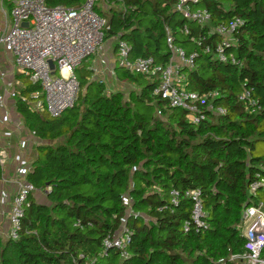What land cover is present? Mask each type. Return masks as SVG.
I'll list each match as a JSON object with an SVG mask.
<instances>
[{
  "label": "trees",
  "instance_id": "obj_1",
  "mask_svg": "<svg viewBox=\"0 0 264 264\" xmlns=\"http://www.w3.org/2000/svg\"><path fill=\"white\" fill-rule=\"evenodd\" d=\"M12 1L3 0L5 7ZM83 1L45 0L69 8ZM102 3L104 13L95 9L106 19L105 39L125 40L131 57L166 63V27L176 46L196 53L194 66L183 71L188 88L206 95L203 118L188 120L183 110L151 94L154 81L118 65L119 77L139 89L107 92L102 82L82 75L74 107L50 117L31 105L42 95L26 77L15 106L45 143L30 160L26 180L35 190L23 205L18 236L0 237V264H242L230 257L244 251L243 210L264 202V187L249 190L257 174L264 177V0H201L198 5L210 13L204 26L175 20V0ZM235 17L242 24L225 52L239 65L202 50L220 40L207 32ZM245 92L249 96L240 99ZM153 106L155 115L142 109ZM2 173L0 166V179ZM171 189L180 193L176 203ZM191 189L199 192L203 224L184 231L192 207L184 191ZM34 192L44 193L47 203ZM123 229L130 238L124 249L106 248L104 239Z\"/></svg>",
  "mask_w": 264,
  "mask_h": 264
},
{
  "label": "built area",
  "instance_id": "obj_2",
  "mask_svg": "<svg viewBox=\"0 0 264 264\" xmlns=\"http://www.w3.org/2000/svg\"><path fill=\"white\" fill-rule=\"evenodd\" d=\"M201 0H175V9L183 19L198 26L207 25L210 13L206 8L198 6ZM98 0H84L78 7L69 8L61 4L48 6L45 0H13L9 9L10 21L4 25L0 33V45L11 53L14 67L24 73L31 83L38 84L42 99L37 107L42 108L50 117H59L72 109L77 103L81 87L75 70L84 60L94 55L105 39L106 19L95 9ZM2 4V1H0ZM242 24L239 17L220 23L210 29L220 36L219 41L203 45V52L218 58L220 62L239 65L232 53L225 49L236 44L234 32ZM183 33H188L186 25ZM203 39V38H202ZM202 39L197 44L202 45ZM166 44L170 56L166 63H156L152 57H131L130 47L123 39H117L116 56L118 66L131 73L147 76L156 84L151 94L159 97L172 108L186 113L188 120L197 123L203 118L201 105L206 95L188 88V81L183 69L192 68L196 53L186 54L185 50L176 46L169 28L166 27ZM54 64V70L48 61ZM248 92L239 98H247ZM207 109L215 113H223L220 107ZM34 135L33 132H31ZM7 161L6 154L0 149V166L3 169ZM29 168H19L16 176V188L7 203L8 237L16 239L23 215V205L28 195L35 189L26 180ZM258 178L249 185L250 192L264 187V177ZM171 201L176 203L180 193L175 189L169 191ZM184 195L192 201L189 218L182 223L184 231L190 226L203 224L202 203L196 189L184 191ZM2 200L1 203H3ZM241 231L244 237L243 253L231 255L230 259L240 258L242 264H264V202L248 206L242 213ZM130 238L126 229L112 237L105 238L106 248L115 247L123 250ZM221 261V260H220ZM83 264H93L85 261Z\"/></svg>",
  "mask_w": 264,
  "mask_h": 264
},
{
  "label": "crops",
  "instance_id": "obj_3",
  "mask_svg": "<svg viewBox=\"0 0 264 264\" xmlns=\"http://www.w3.org/2000/svg\"><path fill=\"white\" fill-rule=\"evenodd\" d=\"M0 1H2L0 4L1 33V29L5 28L4 25L9 23L10 17L9 8L5 7L3 0ZM116 42V37L104 39L96 53L84 60L77 69L79 72L83 67L82 75L87 81L102 82L107 92L122 90V86L125 85V80L119 77L120 73L116 70L118 65ZM20 74L24 73L14 67L11 53L0 45V149L5 152L7 158L0 179V223L8 219L7 201L12 197L16 188L17 170L19 168L31 169L30 160L34 154V148L38 144L45 143L44 140L31 134L16 109L13 89L15 85L24 87L23 80L25 79ZM34 197L38 202L47 203L42 192H34ZM2 200H4L3 203H1Z\"/></svg>",
  "mask_w": 264,
  "mask_h": 264
},
{
  "label": "rangeland",
  "instance_id": "obj_4",
  "mask_svg": "<svg viewBox=\"0 0 264 264\" xmlns=\"http://www.w3.org/2000/svg\"><path fill=\"white\" fill-rule=\"evenodd\" d=\"M99 6V7H98ZM199 6V5H198ZM97 7L101 10V12H105L106 11V8H107V6L106 5H104V3H102V0H98V2H97ZM174 19L175 20H177V21H179V20H182V17L179 15V14H175V16H174ZM85 67V66H84ZM78 69V68H77ZM76 73L75 74H77L76 75V77H81L82 76V74H83V67H81L80 68V71L78 72V71H75ZM16 75H17V73H16ZM21 76L23 75V78H25L26 79V76L24 75V74H20ZM125 81H124V83H125V85H123L122 86V91H124L125 93H128V92H130L132 89H139V86L137 85V84H135V83H133V82H130V81H128V80H126V79H124ZM141 81L142 82H144L143 81V78L141 79ZM22 88V86L21 85H15L14 86V94H18L19 93V91H20V89ZM14 98V97H13ZM39 103L40 102H38V101H36V102H33L31 105L32 106H39ZM146 113H148V114H151V115H155V114H157V108L156 107H148L147 109H145V108H142ZM6 219V218H5ZM4 219V220H5ZM6 223V225L4 226V224ZM7 231H8V219L6 220V221H4V222H1L0 223V237L3 239V240H6L7 239V237H8V234H7Z\"/></svg>",
  "mask_w": 264,
  "mask_h": 264
},
{
  "label": "water",
  "instance_id": "obj_5",
  "mask_svg": "<svg viewBox=\"0 0 264 264\" xmlns=\"http://www.w3.org/2000/svg\"><path fill=\"white\" fill-rule=\"evenodd\" d=\"M119 39H120V37H119ZM48 63H49L50 69L53 71L54 70V64H53V62L51 60H49Z\"/></svg>",
  "mask_w": 264,
  "mask_h": 264
}]
</instances>
